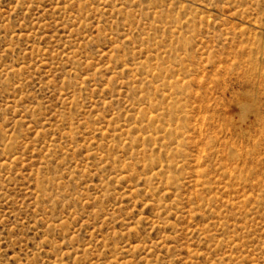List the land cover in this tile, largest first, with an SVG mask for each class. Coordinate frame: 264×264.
I'll return each instance as SVG.
<instances>
[{
    "label": "rangeland",
    "instance_id": "374dc122",
    "mask_svg": "<svg viewBox=\"0 0 264 264\" xmlns=\"http://www.w3.org/2000/svg\"><path fill=\"white\" fill-rule=\"evenodd\" d=\"M0 264H264V0H0Z\"/></svg>",
    "mask_w": 264,
    "mask_h": 264
}]
</instances>
